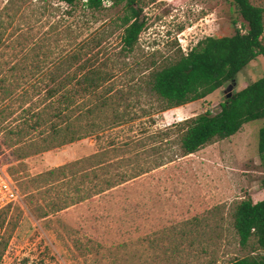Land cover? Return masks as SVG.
Returning a JSON list of instances; mask_svg holds the SVG:
<instances>
[{"label": "rangeland", "instance_id": "rangeland-1", "mask_svg": "<svg viewBox=\"0 0 264 264\" xmlns=\"http://www.w3.org/2000/svg\"><path fill=\"white\" fill-rule=\"evenodd\" d=\"M135 1L145 29L134 51L121 54L123 4L91 12L82 3L0 0V168L20 196L0 208V264H228L254 247L238 245L233 212L244 199H264L256 126L245 124L233 139L187 157H181L176 135H161L186 119L219 112L231 82L169 111L143 84L153 68L199 41L244 32L242 19L232 0ZM250 2L264 9V0ZM92 40L108 51L97 62L112 78L97 97L79 99V109L67 113L83 139L61 146L51 134L52 124L64 121L52 117L54 101L45 93L49 74L71 55L85 54ZM263 76L264 58L258 57L236 76L231 93ZM106 95L101 106L99 97ZM94 104L101 107L89 114ZM94 154L97 161L83 162ZM141 169L148 173L126 183L131 194L74 203L94 195L103 180H130ZM141 198L142 211L133 213L129 203Z\"/></svg>", "mask_w": 264, "mask_h": 264}, {"label": "trees", "instance_id": "trees-1", "mask_svg": "<svg viewBox=\"0 0 264 264\" xmlns=\"http://www.w3.org/2000/svg\"><path fill=\"white\" fill-rule=\"evenodd\" d=\"M59 1L69 7L82 3L83 7L91 12H100L106 3H110L111 6L123 4L127 12L120 20L121 54H131L134 51L139 36L145 29L142 9L137 7L135 0ZM232 5L242 19L244 32L236 29L232 36L207 37L199 41L186 55L180 53L173 62L153 68L145 76L143 84L149 94L160 102L162 111L177 109L205 99L225 83L235 80L252 61L258 57L264 58V9L253 5L250 0H232ZM87 48L85 54L80 51L71 55L49 74V84L45 93L48 100L54 101L50 105L52 117L54 120L64 121L63 126L52 124L51 134L61 146L83 139L81 128L67 117V113L79 109V99L97 97L101 87L112 78V73L102 70L97 62L99 56L109 55L108 51L102 48L100 41L92 40L91 44H87ZM106 93L111 92L108 89ZM107 96L99 97L101 106L107 104L109 99ZM101 106L92 105L88 113L94 114V110ZM245 124L256 126L255 154L264 166V76L232 94L230 99H225L216 114L205 112L186 119L172 125L161 135L163 138L171 134L176 135L181 157H187L214 141L233 139ZM39 125L40 120H37L31 128L36 129ZM46 150H50L49 147ZM97 159L98 154H94L83 162L92 164ZM81 163L79 161L72 167ZM64 167L58 169L64 170ZM142 171L144 170L141 169L140 174L130 180L121 175L116 184L112 180H103L100 185L96 184L93 187L96 189L94 195L79 196L74 203L79 204L96 196L106 198L114 192L131 194L127 186L148 173ZM48 176L54 179L55 172L49 171ZM94 177L97 178V175L94 174ZM129 181L132 182L126 184ZM262 187L264 188V179ZM76 190L79 193L78 187ZM137 190L136 187L135 191ZM136 193L141 197L142 191L138 190ZM142 205L143 198L129 203L133 213H138ZM127 209L129 210L126 207L123 213ZM137 216L140 218V214ZM133 225V231L138 234L140 220L134 217ZM233 229L240 248H247L250 243H253L254 247H251L249 255L228 264H264V199L256 203L250 199L242 200L233 212ZM257 251L258 253H255Z\"/></svg>", "mask_w": 264, "mask_h": 264}, {"label": "built area", "instance_id": "built-area-1", "mask_svg": "<svg viewBox=\"0 0 264 264\" xmlns=\"http://www.w3.org/2000/svg\"><path fill=\"white\" fill-rule=\"evenodd\" d=\"M187 53L185 52L184 55ZM20 199L17 189L5 177L0 168V208L12 204Z\"/></svg>", "mask_w": 264, "mask_h": 264}, {"label": "water", "instance_id": "water-1", "mask_svg": "<svg viewBox=\"0 0 264 264\" xmlns=\"http://www.w3.org/2000/svg\"><path fill=\"white\" fill-rule=\"evenodd\" d=\"M234 86H235V81L233 80L231 82V85H229L225 90V99H230L232 97L231 92H232Z\"/></svg>", "mask_w": 264, "mask_h": 264}]
</instances>
